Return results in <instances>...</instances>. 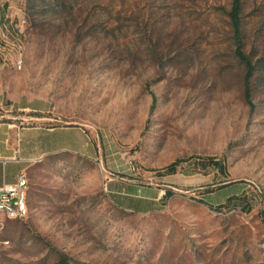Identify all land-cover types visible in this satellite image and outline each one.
<instances>
[{"label":"rangeland","instance_id":"rangeland-1","mask_svg":"<svg viewBox=\"0 0 264 264\" xmlns=\"http://www.w3.org/2000/svg\"><path fill=\"white\" fill-rule=\"evenodd\" d=\"M49 1L32 19L26 0H0V121L46 103L47 120L11 114L81 125L96 160L35 167L0 264H264V0H242L252 110L232 0ZM106 175L170 192L158 212H124Z\"/></svg>","mask_w":264,"mask_h":264},{"label":"crops","instance_id":"crops-1","mask_svg":"<svg viewBox=\"0 0 264 264\" xmlns=\"http://www.w3.org/2000/svg\"><path fill=\"white\" fill-rule=\"evenodd\" d=\"M8 8L9 5L4 3L0 11V22L5 20L2 14ZM4 112L3 120L0 121V187L15 183L21 173L25 174L28 181L35 167L50 156L71 153L96 160L95 153L89 151L90 139L81 125L32 123L23 126L17 124V117L11 114L18 112L20 115L29 114L37 121L47 120L49 118L44 114L49 112V106L46 103L26 101L9 104ZM108 174L112 175L110 172ZM109 175L105 176V192L117 209L144 215L158 212L163 207L167 190Z\"/></svg>","mask_w":264,"mask_h":264},{"label":"trees","instance_id":"trees-1","mask_svg":"<svg viewBox=\"0 0 264 264\" xmlns=\"http://www.w3.org/2000/svg\"><path fill=\"white\" fill-rule=\"evenodd\" d=\"M38 1H42V0H26V9H25V16L26 17H31L32 19H34L35 15H36V7L38 6ZM54 0H50L49 2H53ZM51 4V3H48ZM241 15H242V0H232L231 2V7L230 10L228 12V18L230 21V25L232 27L233 30V34H234V41H235V45H236V56L238 57V59L244 64L245 67V78H244V98H245V102L246 104L249 106L250 110L253 109V104H252V100H251V89H250V80L252 78V76L254 75L255 72V66L252 64L251 60L243 53V45H242V40H241V36H242V30H241ZM3 20L0 22L2 23ZM152 104V108H153ZM214 165H217L219 170L223 169V166L215 161ZM175 167V163H173L170 168ZM169 193L166 191L164 196H168Z\"/></svg>","mask_w":264,"mask_h":264},{"label":"built area","instance_id":"built-area-1","mask_svg":"<svg viewBox=\"0 0 264 264\" xmlns=\"http://www.w3.org/2000/svg\"><path fill=\"white\" fill-rule=\"evenodd\" d=\"M27 191L28 181L24 173L17 177L15 183L0 187V209L4 210V217H0V229H3L5 219L23 220L27 217Z\"/></svg>","mask_w":264,"mask_h":264},{"label":"bare ground","instance_id":"bare-ground-1","mask_svg":"<svg viewBox=\"0 0 264 264\" xmlns=\"http://www.w3.org/2000/svg\"><path fill=\"white\" fill-rule=\"evenodd\" d=\"M133 168V167H132ZM134 170V168H133ZM25 206H26V213L28 215V205H27V198H25ZM0 217H4V210L0 209Z\"/></svg>","mask_w":264,"mask_h":264}]
</instances>
